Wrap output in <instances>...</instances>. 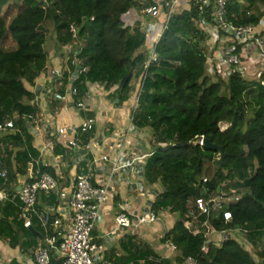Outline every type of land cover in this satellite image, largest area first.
<instances>
[{
	"label": "trees",
	"instance_id": "1",
	"mask_svg": "<svg viewBox=\"0 0 264 264\" xmlns=\"http://www.w3.org/2000/svg\"><path fill=\"white\" fill-rule=\"evenodd\" d=\"M10 1L0 0V124L15 114L34 112L33 95L26 82L34 84L46 70L49 24L54 26L56 41L61 45H72L70 27H78L84 45L81 56L89 67L75 83L81 93L90 84H100L109 92V99L120 106L129 98L136 69L143 74L132 122L139 128H149L155 138L143 164V176L148 185L158 184L163 189L154 200L152 212L161 216L172 212L178 217L162 236L165 249L173 257L133 235L129 238L130 261L189 264L191 258L194 264H264V73L253 78L235 72L226 78L215 67L211 69V35L205 23L214 24L213 5L205 6L203 16L195 0L177 8L156 44L158 60L146 67L157 33L147 34L141 29L142 0H23V7L7 22L3 11ZM228 1V18L234 24L263 26L264 0ZM7 39L13 44L8 48ZM93 133L81 134V139L88 143ZM201 136L224 149L222 165L217 150L196 143ZM4 138L17 146L23 140L17 132ZM34 154L30 146L17 151L16 157L29 163ZM8 163L7 180L0 176V187L14 184L18 188V175L27 173H12V154ZM39 172L57 176L51 167L42 166ZM33 181L28 178L26 182ZM210 183L212 189H208ZM225 183L241 193L238 200L226 205L232 220L226 222L222 212L217 216L204 214L200 219L216 232L231 228L247 232L217 245L213 240L208 243L206 228L195 234L184 223L196 210L197 198L207 197L209 191ZM42 198L38 197L37 205L52 204L57 196L49 194L48 201ZM19 213L15 202L0 206V235L13 245L15 223L20 222V228L35 237ZM40 235L44 236L42 231ZM170 241L176 250H171ZM206 243L209 251L203 253ZM50 264L61 261L52 256Z\"/></svg>",
	"mask_w": 264,
	"mask_h": 264
},
{
	"label": "crops",
	"instance_id": "2",
	"mask_svg": "<svg viewBox=\"0 0 264 264\" xmlns=\"http://www.w3.org/2000/svg\"><path fill=\"white\" fill-rule=\"evenodd\" d=\"M189 1L178 0L177 8L184 7ZM164 19L165 12L161 11L160 15L154 17V19L150 17L142 18V23H148L151 27L150 33L153 31L158 33ZM55 43L51 47L52 50L48 52L46 69L50 68V70L42 72L34 84H28L27 86L33 95L31 104L34 107V112L30 113H35L40 120L37 128L35 130L31 129L26 119L24 120L22 116L15 114L12 119L16 123V129L0 131V176L1 172L5 170L8 172V156L10 154H12L14 165V172L12 168V173H27L26 175H18L16 182L18 189L28 178L36 180L39 173H42L39 172L40 167L54 169L57 175L56 178L59 181V188L58 192H52V194H55L57 199L52 204L37 205L40 211H47L48 208L63 205L76 177L89 173L95 185L109 184L111 187V192L103 205L101 217L97 224L99 228L96 230V233H99L96 234L97 238L99 237V243L106 247L105 253L108 259L119 264H135L129 259L132 244L129 238L133 235L163 251L161 254L166 253L168 250L165 249L166 246L160 238L175 222L168 212H164L160 218H163L161 222L166 221L167 224L162 223L165 226L157 221L139 225L134 229L120 230L117 225V215L121 212L122 206H128L132 214H143L152 208L155 198L163 190L158 184L148 185L145 182L146 190L137 191L131 185V181L135 177L128 174L127 169H121L111 176L112 161L118 159L131 160L133 157H137L136 154L139 156L140 153L149 154L151 151V145L146 146L144 135L146 132H151L149 128L135 126V131L130 132L129 130L131 123H133L132 113L134 107L138 105V98L135 97L133 91V80L131 82L133 88L129 98L120 106L111 103L108 97L109 92L100 84L88 85L87 90L91 93V99L88 107L84 110H80L75 106L72 97L66 92L67 86L63 89V93H67L68 99L65 101L54 100L45 94L44 89L47 87L49 80H53L51 77L64 66L61 57L57 56L59 48ZM256 67H258L257 64L249 65L248 74L255 76ZM50 71L54 74L51 75ZM134 76L139 77L142 81L143 74L139 75L138 69H136ZM89 119H93L95 122L92 129L94 133L88 143H85L81 139V134H76L71 129L81 126ZM59 128H66L67 130L64 133H59ZM11 132H17L23 138L22 141H18L20 143L18 146L12 140L9 141L4 138ZM25 135H28L29 138ZM72 139H77L78 145L76 147L68 146V142ZM30 146L36 151V154L31 155V161L29 163L26 160L18 161L17 151L28 149ZM144 161H141L140 164H144ZM142 178L144 179V177ZM4 180L6 179L4 178ZM48 195L41 193L40 196H44L42 200L48 201L50 200ZM52 218L49 221L48 230L38 219L34 220L33 227L28 229L32 231L35 237L27 234L26 229L20 228V222L15 223L16 238L13 240L16 243L15 245L11 244L9 238L0 235V264H26L27 261L29 262L32 257V250L43 244V239L47 235L52 234ZM68 226L69 223L65 221V230ZM35 227L38 228V231ZM166 228L168 229L166 230ZM41 231L44 236L40 235ZM156 236L160 238L157 239Z\"/></svg>",
	"mask_w": 264,
	"mask_h": 264
},
{
	"label": "built area",
	"instance_id": "3",
	"mask_svg": "<svg viewBox=\"0 0 264 264\" xmlns=\"http://www.w3.org/2000/svg\"><path fill=\"white\" fill-rule=\"evenodd\" d=\"M178 0H154L152 3L142 0L140 13L142 17H158L161 11L165 12V19L162 28L154 39L146 67L158 60L156 53V44L158 43L163 32L168 27V21L177 10ZM199 6V15L203 16L206 5H213L214 24L205 23L206 31L211 35L209 47L211 54L208 59L212 67H215L226 78L235 72L242 75L248 74L249 65L257 64V76L264 73V30L253 24L236 25L228 18V0H195ZM263 24V23H262ZM264 25V24H263ZM263 27V26H262ZM141 29L144 33H150L151 27L148 23H142ZM263 30V31H262ZM70 32L73 37L70 48L64 47L61 53L63 67L53 75V80L49 82L44 92L49 97L58 101H65L69 94L72 101L79 109H86L91 99L89 90L81 93L76 86V81L80 74L87 73L89 67L85 64V59L81 56L83 51V42L78 35V27L72 24ZM73 67L75 68L73 70ZM68 82V84H67ZM67 86V87H66ZM67 93H63V89ZM22 118L28 122L31 129L35 130L39 123V118L35 113H27ZM36 124V125H35ZM93 119L86 120L81 126L71 129L76 134H84L94 128ZM135 125L131 123L130 132L135 131ZM15 123L13 119L4 124H0V131L14 130ZM66 128H59V133L66 132ZM205 137L201 136L196 143L204 146ZM77 139L68 142L69 147H76ZM131 160H115L111 165V176L115 175L121 169H127L128 174L134 175L135 179L131 185L137 191H145L146 183L142 178L143 164L141 161L147 159L149 154H136ZM1 177L7 180V171L1 172ZM132 180V179H131ZM209 182L208 179H204ZM58 179L48 172H42L33 182H24L18 190V195L12 196L4 187H0V206L8 201L15 202L20 209L19 218L23 221L26 228L33 227L34 219H38L48 230L49 221L52 218V234L46 236L45 243L37 246L32 250L31 258L26 264H50L52 256L60 259L61 264H114L109 260L105 253V245L95 242L93 232L101 217L102 208L111 192L109 184L95 185L93 178L89 173L81 174L74 180L73 186L63 202L58 207L48 208L47 211H40L37 208V202L40 191L48 194L58 192ZM241 196L239 190L228 183L224 188L207 197L196 199V210L188 214L185 226L191 229L194 221L202 222L195 234L206 228V237L208 243L212 240L218 245L225 239L234 238L238 233H246L244 228H233L223 231L211 230L206 221H202L200 216L204 214H217L222 212L224 220L230 222L233 218L232 212L227 209L226 205ZM160 214L152 212V208L143 214H132L128 206H122L121 212L117 215V225L120 230L134 229L142 224L154 223L160 219ZM67 221L69 226L67 230L64 222ZM190 224V225H188ZM192 230V229H191ZM215 233L213 239L210 234ZM202 247V252L209 251V244ZM171 250L177 247L173 242H169ZM189 264H194L193 259L188 260Z\"/></svg>",
	"mask_w": 264,
	"mask_h": 264
},
{
	"label": "rangeland",
	"instance_id": "4",
	"mask_svg": "<svg viewBox=\"0 0 264 264\" xmlns=\"http://www.w3.org/2000/svg\"><path fill=\"white\" fill-rule=\"evenodd\" d=\"M150 3V2H149ZM23 7V0H11L10 1V3H9V5L4 9V11H3V15H4V17L6 18V20H7V22L8 21H10V19L21 9ZM142 8V7H141ZM140 8V9H141ZM140 13V12H139ZM140 15H142V13H140ZM143 19H145V18H147V17H142ZM154 19V18H153ZM130 24L131 25H133L134 24V21L133 22H130ZM163 26V25H162ZM162 26L160 27V29L162 28ZM48 45H49V47L47 48L48 49V52L49 51H51L52 49H51V47L53 46V44L55 43V44H57L58 45V48H59V53L57 54V56L58 57H61L59 54H61L60 52H62V54H63V51H64V47H67V46H69V44L68 45H65V44H63V45H61V44H59L57 41H56V31H55V28H54V26L52 25V24H49L48 26ZM259 29H263L264 30V25H263V27H261V28H259ZM262 30V31H263ZM155 38H157V35L155 36ZM8 41L5 43V45H6V47L8 48V47H10V46H12L13 44H12V42H11V40L10 39H7ZM211 67V66H210ZM257 68H259V67H256V69ZM211 69H212V67H211ZM47 71H49L50 70V68H47L46 69ZM212 71V70H211ZM50 74L52 75V74H54V72H52V71H50ZM259 74V73H258ZM258 74H256L255 76H252L253 78H255V77H258L257 75ZM52 79H53V77H51ZM143 78V77H142ZM133 87H134V89H133V91L135 92V97L136 98H138V93H139V90H140V87H141V79L139 78V77H133ZM49 82H51L50 80H49ZM132 82V81H131ZM28 84L29 83H27L26 82V85L28 86ZM47 85H49V84H47ZM111 101V100H110ZM111 103H113L114 105H116V103L115 102H113V101H111ZM134 109H136V106L134 107ZM80 110H82V109H80ZM224 126V125H223ZM135 129V128H134ZM136 130V129H135ZM137 132V131H136ZM142 135V134H141ZM145 138H146V141H145V143H146V146L147 147H149L150 145L152 146V145H154V143H155V138H153V136H152V132H146L145 134ZM149 142H150V144H149ZM13 172H14V167H13ZM205 179H208V178H205ZM12 196H15V195H18V190H17V188H15L14 186H13V184H10V185H8L7 187L5 186L4 187ZM224 188V185H221L220 186V188H218V189H216L214 192H210L209 191V193L207 194V196H209L210 194H214V193H216V192H218V191H221L222 189ZM41 193H45V194H48L47 192H45V191H40L39 192V195L41 194ZM52 194V193H51ZM40 197V196H39ZM40 203V202H39ZM195 206H196V204H195ZM169 216L171 217V219L172 220H176V217H178V216H176V214H174V213H172V212H170L169 213ZM213 216H217V214L215 215H213ZM161 218V217H160ZM171 220V221H172ZM161 221H163V218L162 219H159L158 220V223H160ZM199 221V220H198ZM196 222V221H194V224H193V226H191V229L192 230H194V231H197L198 230V228L201 226V225H203L202 224V222ZM162 223H165V224H167L166 223V221L164 220V222H161V224ZM163 226H165L164 224H162ZM188 225H190V224H188ZM98 226H96L95 227V230H94V232H93V237H95V242H97V243H99L100 241L98 240V238H97V235L96 234H99V233H96V230H98ZM168 228H166V230H167ZM231 229H233V228H231ZM238 234H240V233H238ZM157 236H159V235H157ZM156 236V238L157 239H159L158 237ZM163 236V235H162ZM210 236L212 237V238H214V236H212V234H210ZM161 239V241H162V237L160 238ZM158 241V240H157ZM243 242V244H244V246H247V248L249 249L250 247H248V245L246 244V242L245 241H242ZM43 243H45V239H43ZM100 244V243H99ZM262 245L260 244L259 245V247H261ZM155 247V246H154ZM156 248V247H155ZM253 249H254V247H253ZM251 250L252 252H254V253H256L255 252V250ZM158 252V251H157ZM170 255L171 254V257H173L174 256V254H172L171 252H170V250H168L166 253H164V255ZM255 258H257V256L255 255Z\"/></svg>",
	"mask_w": 264,
	"mask_h": 264
},
{
	"label": "water",
	"instance_id": "5",
	"mask_svg": "<svg viewBox=\"0 0 264 264\" xmlns=\"http://www.w3.org/2000/svg\"><path fill=\"white\" fill-rule=\"evenodd\" d=\"M204 147L207 148V149L217 150L219 152V155H220L221 165L223 164V159H224L226 153H225L224 149L221 146H219V145H217L215 143H212V141L210 139L205 138ZM213 186H214L213 183H210V185H208V189H212Z\"/></svg>",
	"mask_w": 264,
	"mask_h": 264
}]
</instances>
